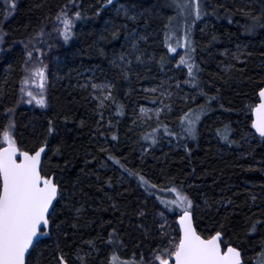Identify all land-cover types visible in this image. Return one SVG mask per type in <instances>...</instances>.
I'll use <instances>...</instances> for the list:
<instances>
[{
  "label": "trees",
  "instance_id": "1",
  "mask_svg": "<svg viewBox=\"0 0 264 264\" xmlns=\"http://www.w3.org/2000/svg\"><path fill=\"white\" fill-rule=\"evenodd\" d=\"M116 3L136 4L146 11L132 21L123 11L117 14L115 9L107 7L95 14L99 0H17L15 10L5 16V0H0V30L5 31L3 49L7 51L4 59H0V123L7 118L3 109L15 104L20 96L25 58L22 41L34 35V30H38L46 18V35L42 40L45 52L49 50L46 54L49 55L50 81L47 103L43 108L16 104L17 140L27 147L36 145L45 139L49 120L53 123L56 131L47 135V141L49 148L59 147L56 151L48 148L51 160L48 166L61 173L67 187L75 192L69 203L87 202L86 216L92 218L91 224L77 230V236L101 234L96 245L99 252L92 254L89 264H113L110 256L113 245L106 239L112 227L123 240V246L116 249L119 257L138 262L143 254L145 260L149 259L151 249L163 240L160 233L163 220L157 213L167 208L164 198L174 195L165 191L171 188L168 181L185 185L195 202L194 218L199 228L217 226L222 220L248 264H259L261 241H264V141L254 135L250 105L259 102L258 88L264 86V27L249 32L245 31V25L250 20V12H264V3L261 0H203L208 11L192 26L194 58L200 66L199 86L217 95L207 101L213 110L201 117L195 137L179 134L180 117L189 108L205 103L206 97L197 91L196 85L188 82L192 77L187 66L176 63L180 56H171L165 42L167 17L174 12L172 0H119ZM64 4L69 5L70 11L79 8L82 12L73 30L75 34L67 42L58 38L53 23L56 11ZM109 19L117 25L127 21L128 27H122L120 33L112 37L108 31L110 25L105 23ZM132 28H136V34L126 39L125 32ZM140 33L147 39L139 40V48L145 56L153 58L133 59L129 66L131 75L125 78L118 64L111 63L112 54L131 52V40ZM182 33L181 26L177 34ZM238 51L245 59L235 58ZM161 55L166 59L163 66ZM229 64L234 67L226 71L224 66ZM87 72H95L97 78L115 84V102L108 103L111 106H106L103 120H100L101 111L90 91L79 86L78 76ZM172 78L195 99L172 100V112L160 119L154 131L138 130L134 123L138 108L156 107L161 102L158 95L147 90L163 88ZM121 105V111L117 112L116 108ZM107 116L113 125L106 123ZM98 120L104 127L97 128ZM225 124L230 125L228 134L238 143L220 138L216 129ZM112 131H117V137L111 136ZM102 132L107 135L101 136ZM172 132L179 136L171 135ZM152 136H155V143L149 138ZM161 137L169 141V145L162 143ZM105 140L111 146L108 151L159 188L151 192L145 190L135 176H129L111 157L101 152L99 149ZM147 147L150 150L143 154ZM101 159L106 160V164L98 167ZM97 171L101 173L99 181L95 176ZM121 171H125L124 177H120ZM109 175L114 183L100 188L98 184L103 183L102 178ZM221 197L227 203L221 202ZM113 199L118 202L116 206L112 204ZM93 204L99 207H92ZM138 207L146 209L143 216L133 214ZM172 211L165 212L168 224L163 225L169 232L177 225ZM64 215L70 225L74 216L72 208L66 207ZM253 221H258L256 231L249 232ZM80 223H85L84 217L80 218ZM52 239L55 240V236ZM61 241L70 264H74L71 254L80 239L71 244L64 237ZM45 243L48 248L38 258L34 254L33 259L39 264H54L55 249L48 241ZM81 247L88 246L82 244Z\"/></svg>",
  "mask_w": 264,
  "mask_h": 264
},
{
  "label": "snow or ice",
  "instance_id": "2",
  "mask_svg": "<svg viewBox=\"0 0 264 264\" xmlns=\"http://www.w3.org/2000/svg\"><path fill=\"white\" fill-rule=\"evenodd\" d=\"M264 3V0H261ZM9 4L10 10H15L17 0H5ZM115 9L117 14L123 11L124 16L135 21L139 16L146 11L138 8L136 4L125 5L115 3L113 0H99V5L95 9V14H99L102 9ZM172 8L174 12L167 17L164 36L168 48L172 52H176V47L173 43L168 42L172 37L176 38V44L181 42L184 44L185 52L181 55L177 64H187V71L192 77L188 82L197 86V91L203 93L206 101L203 104L195 105L194 108H189L180 117L182 124L179 134H191L195 137L198 133L197 125L201 117L213 109L207 101H211L217 94L205 92L199 86L200 66L194 58L195 44L192 39V26L196 20L204 16L207 11V5L203 0H172ZM216 9H213L215 11ZM8 15V11L4 12ZM250 15L249 22L245 25V31H254L257 27H264V12ZM82 16L79 8L75 11L69 10V5L64 4L58 8L53 18L55 30L58 36H62L67 42L75 33L73 27L76 19ZM231 19V16H229ZM106 24L110 25L108 31L112 37H116L122 27H128L127 21L124 24L117 25L114 21L106 20ZM45 20L39 25L38 30H34V35H29L27 40L22 41L25 47V58L22 67L25 71V77L21 80L22 85L33 84L38 85V90L33 88L21 87L20 98L15 104H12L3 109L6 114V121L0 123V264H38L34 260V254L38 258L42 251L48 248V241L55 249V255L52 256L54 264H70V259L67 257L62 245L61 237L68 239V243L80 239V244H77L75 250L71 254V261L74 264H89V258L93 253H98L99 248L96 246L98 241L97 236L83 237L81 233L77 236V230L86 227L92 222V218L86 216L87 202L80 201L79 203H69L70 198L75 195V192L67 187V182L62 179V174L57 170L49 167L51 163L46 148H49L47 135L56 131L51 120H49L45 139L38 141L36 145L31 147L20 144L17 140L19 135L16 129V121L14 112L16 104L24 98L26 91L30 98L34 97L35 102L40 105H46L45 84L47 82V65L43 62V56L34 57V51L43 52V49H31L29 41L33 44H39L46 35ZM147 25V21H145ZM183 27L182 35L177 34V29ZM136 28H132L130 32H125L126 39L136 34ZM5 31L0 30V43H3ZM39 39H36V38ZM107 37H101L106 39ZM215 38V37H213ZM147 39L143 33H140L136 39L131 40L129 45L131 52L120 51L118 54H112L111 63L118 64L125 78L131 75L130 65L133 59L139 61L142 58L151 60L152 56H145V53L139 48V40ZM12 45L9 44L10 48ZM48 47H51L49 45ZM101 53L104 49L100 48ZM237 60L245 59L239 51L236 53ZM166 62L165 56L161 55L160 64L163 66ZM225 70H230L234 65L224 66ZM81 88H89L90 95L97 100V108L101 110L100 120H103L102 109L108 105V101L115 102L113 89L115 84L109 80L96 81L92 77H88ZM131 91V89H129ZM259 102L254 106L250 105L251 110L255 113V118L251 121L254 126V132L259 134L261 141H264V86L258 88ZM189 97H185L188 99ZM194 100L195 97H192ZM32 100L29 99V103ZM121 107H117L116 111H121ZM223 107V105H220ZM141 111H144L143 107ZM159 112V110H156ZM68 119V117H64ZM106 123L111 126L113 121L107 120ZM104 127L103 124L97 121V128ZM165 131H168L167 126ZM217 133L221 139L228 143H238L228 134L231 131L230 125L225 124L223 128H217ZM177 132H172L171 135L179 136ZM252 133H245L251 135ZM96 135V133H93ZM101 136H106V133H100ZM117 131H112L111 136L117 137ZM153 143L156 142L155 136L149 137ZM59 146H57L58 149ZM111 146L105 140L104 146L100 147L101 152H105L107 157H111L116 164L124 169L129 176H135L137 181L143 185L147 191H155L159 185L148 179L145 175H141L127 164L123 163L120 157L114 155L107 149ZM57 149L49 148V151ZM190 152L191 149H188ZM19 154V158H18ZM95 159V157H92ZM65 163H67L65 161ZM106 160L101 159L98 167H103ZM57 168L59 165L56 166ZM254 167V165H249ZM125 171L120 172V177L125 176ZM264 171V169H262ZM96 179H101V173H95ZM103 183L98 184L100 188L104 185H112L114 183L112 176L102 178ZM74 184L77 182L74 181ZM171 184L170 191L174 195L171 198L165 197L163 203L167 205L165 211H159L157 214L162 218L163 224L160 227V233L163 240L157 243L151 249L149 259L145 260L141 254L139 261L133 259L131 262L118 256L117 247L123 246V240L120 238V233L115 227H112L107 234V241L113 245L110 253L113 264H248L245 255L242 254V249L231 239V236L221 220L217 226L201 229L198 227V221L194 218L196 207L194 200L188 191L185 190V185L176 184L173 181H168ZM83 191V189H79ZM157 195L159 193L157 192ZM221 202L227 203L223 197ZM255 199V197H253ZM115 199L112 200L114 206L117 205ZM207 204V198H205ZM209 207L211 205H208ZM66 207L72 208L74 216L71 219L70 225L67 223L68 217L64 215ZM92 207H99L93 204ZM167 209H172V215L176 228L169 232L163 225L168 224L165 212ZM146 212L145 208L138 207L134 211V215L143 216ZM84 217L85 223H80V218ZM258 221H253L248 228L249 232H255ZM55 236V240L52 237ZM103 243V241H101ZM86 244L87 248H82L81 245ZM259 264H264V241H261V257Z\"/></svg>",
  "mask_w": 264,
  "mask_h": 264
},
{
  "label": "rangeland",
  "instance_id": "3",
  "mask_svg": "<svg viewBox=\"0 0 264 264\" xmlns=\"http://www.w3.org/2000/svg\"><path fill=\"white\" fill-rule=\"evenodd\" d=\"M5 6V10L8 11L10 13V6L9 4H4ZM79 19H76V22H75V25L74 27L76 26V24L78 23ZM74 27H73V30H74ZM59 39H63L62 36H58ZM169 42L173 43V46L176 47V52H172L169 48V53L171 56H181V55H184V52H185V48H184V44L183 42H181L179 45L176 44V39L174 37H172ZM22 48L25 50V47H24V43L21 45ZM29 47L31 49H43V52H40V51H34V57H39V56H43V62L47 65V68H46V73H47V82L45 84V91H46V100H47V90H48V87H49V75H48V57L49 55L47 56V52H45L44 50V47H43V40H40V43L39 44H33L31 41H29ZM7 51H5L3 49V43H0V59H4V54L6 55ZM181 65H185L187 66V64H184V63H181ZM24 77H25V71H24ZM23 77V78H24ZM88 77H92L94 80L96 81H103V80H106V79H100V78H97L96 77V73L93 72V73H90V72H87V73H83L82 75L78 76V79L81 81V84L84 83V81L88 78ZM21 87H25V88H28V87H31L33 88L34 91L38 90V85H33L31 83L29 84H26V85H22L21 84ZM20 87V89H21ZM85 90H89L90 91V86L89 88H83ZM150 94H153V95H158L161 102L158 106L156 107H147V106H144L143 109L144 111H141V108H138V115L135 116V121L134 123L136 124V127L138 130H145L147 132H151V131H154V128H157L159 126V121L160 119L166 114V113H171L172 112V104H171V101L172 100H177V99H181V100H185V101H188L189 99L192 98V95H190V92H187L186 90H184V88L182 87L181 83L180 82H176V81H173V78L168 80L167 81V84L161 88V87H153V88H150L147 90ZM21 95V93H20ZM189 97L188 99H185V97ZM20 98V96H19ZM29 99L32 100L31 103H29ZM93 99L97 102V100L93 97ZM111 100H109L107 103H109ZM19 105L22 106V107H25V108H43L45 107L46 105H40V104H37L35 102V98L32 97L30 98L27 94V92L25 91L24 92V98L22 100H20L19 102ZM106 109V106L102 109V115L104 113V110ZM159 110V112H157L156 110ZM101 111V110H100ZM110 119V116H107V120ZM255 135V133H254ZM252 138V136H251ZM161 141L162 143L163 142H166L168 143L167 145H169V141L165 140L163 137H161ZM171 145V144H170ZM150 150L149 147H147L144 151H143V154H146L148 151ZM39 264V263H38Z\"/></svg>",
  "mask_w": 264,
  "mask_h": 264
},
{
  "label": "water",
  "instance_id": "4",
  "mask_svg": "<svg viewBox=\"0 0 264 264\" xmlns=\"http://www.w3.org/2000/svg\"><path fill=\"white\" fill-rule=\"evenodd\" d=\"M119 0H113V2L114 3H116V2H118ZM252 117H253V119L255 118V113L253 112L252 113ZM252 127H253V130H254V126L252 125ZM258 137H259V134L258 133H255ZM47 150H48V148H46V152H47ZM18 158H19V154H18ZM177 223V222H176ZM243 254V253H242Z\"/></svg>",
  "mask_w": 264,
  "mask_h": 264
},
{
  "label": "bare ground",
  "instance_id": "5",
  "mask_svg": "<svg viewBox=\"0 0 264 264\" xmlns=\"http://www.w3.org/2000/svg\"><path fill=\"white\" fill-rule=\"evenodd\" d=\"M255 133V132H254ZM256 135V134H255ZM257 136V135H256ZM258 137V136H257Z\"/></svg>",
  "mask_w": 264,
  "mask_h": 264
}]
</instances>
